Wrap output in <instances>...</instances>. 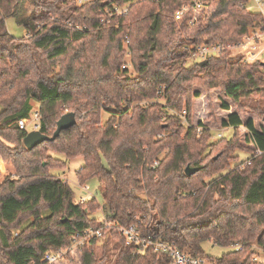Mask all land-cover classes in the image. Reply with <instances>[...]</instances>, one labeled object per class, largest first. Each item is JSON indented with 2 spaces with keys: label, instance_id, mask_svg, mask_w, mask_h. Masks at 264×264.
<instances>
[{
  "label": "trees",
  "instance_id": "obj_1",
  "mask_svg": "<svg viewBox=\"0 0 264 264\" xmlns=\"http://www.w3.org/2000/svg\"><path fill=\"white\" fill-rule=\"evenodd\" d=\"M83 1L0 0V264H40L46 251L61 249L72 260L84 231L106 223L120 244L114 264L171 261L166 252L128 243L120 228L132 224L214 264H259L253 259L264 255V129L232 111L222 126L234 128L233 136L214 141L204 121L194 122V99L219 90L241 111L248 108L243 98L264 97V61L230 55L263 26L261 13L250 0H206L214 11L190 28L175 17L185 0ZM10 17L24 36L8 31ZM204 44L222 49L198 57ZM33 101L45 134L67 112L77 122L29 149L18 122ZM222 106L231 109L226 100ZM252 109L264 118L259 105ZM242 125L254 147L247 160ZM53 151L84 159L78 179L100 178L103 205L94 197L75 200L69 182L50 173L67 166ZM187 166L199 170L188 175ZM101 209L105 217L93 216ZM100 239L78 248L81 264H98ZM208 240L230 250L209 255Z\"/></svg>",
  "mask_w": 264,
  "mask_h": 264
},
{
  "label": "rangeland",
  "instance_id": "obj_2",
  "mask_svg": "<svg viewBox=\"0 0 264 264\" xmlns=\"http://www.w3.org/2000/svg\"><path fill=\"white\" fill-rule=\"evenodd\" d=\"M75 1L77 2V5H80L81 3L84 2L83 0H75ZM6 24L8 31L14 36L21 37L26 34V30L22 26H19L13 17L8 18L6 20ZM261 43L262 44H259L257 46L255 52L256 53L259 52L258 59L264 61V41L262 40ZM243 50H244L243 47L242 48L239 47L238 49L231 48L230 55L236 57L240 56L238 52ZM126 59L129 60L130 59L129 56H127ZM250 60L255 61L252 59ZM129 73L136 75L135 69L132 68L131 66ZM224 100L228 101L231 104L230 110H225L223 108L222 103L224 102ZM241 102L242 105L244 106L247 105L248 108H246V110L240 111V109L235 105H232L233 103H231L228 99H226L223 93L219 90H214L212 92L203 91L201 97L194 99V109L195 111L197 110L194 114V122L197 123V121L199 120L204 121V123L211 129L213 134L212 140L214 141H217L218 139H220V137L231 138L233 136L234 128L222 126V120L225 117H227L228 114L232 111L239 112L240 116L244 121H246L249 118H253L256 127L264 129V118L257 116L252 109V107H255L257 105H259L260 108L264 109V97H256L252 100L246 97L243 98ZM32 105H33L32 111L27 117L29 118V122L34 118L35 116L34 113L36 111L38 112V107H39L38 103L34 101L32 102ZM109 116H110V112L104 110L102 113L103 121L107 120ZM40 123H41V118H40ZM32 130H33L32 125H29L27 131L29 132ZM239 134H240L239 136L240 142L245 146L247 145L246 146L247 149L240 152L241 158L247 160L249 157L253 155L252 149L254 147L253 145H251L246 141L247 129L245 128L244 125L240 127ZM52 155L54 157L67 161V166L65 168L50 167V173L55 176L61 177L62 179L69 182L70 186L72 187L75 193V200L77 202H80V200L83 197L87 199L94 197L100 205L104 204L105 198L103 196V191L101 188V181L98 176H92L87 180H85V182L82 184L78 179L77 172L84 164V159L82 157L68 158L64 154L55 151L52 152ZM100 215L105 217V213H103L102 209L93 214V216H100ZM13 232L19 233L20 230H13ZM119 246L120 244H118L117 240L112 236L109 237V234L102 236L99 241V244L95 247V253L99 260L98 264H114V260L120 248ZM71 248L76 252V253L73 252L70 253L71 258L73 259L69 260L67 258L65 259L61 258L57 264H81V257H80L81 255L79 252H77L78 248L80 247L76 248L73 245ZM203 248L207 254L215 257H219L226 251L230 250V247L220 246L214 244L209 240L203 243Z\"/></svg>",
  "mask_w": 264,
  "mask_h": 264
},
{
  "label": "built area",
  "instance_id": "obj_3",
  "mask_svg": "<svg viewBox=\"0 0 264 264\" xmlns=\"http://www.w3.org/2000/svg\"><path fill=\"white\" fill-rule=\"evenodd\" d=\"M186 3L176 12V19H186L189 27L198 26L200 23L207 20V18L214 11V6L205 2L206 0H185ZM249 7L253 10H256L261 13L263 18V26L252 29L241 42L231 46L233 49H238L243 47V51H239L238 54L241 57H244L246 60L251 61L259 58V52H255L257 46L262 44L264 41V0H250ZM123 9H120L119 12L122 13ZM261 41V42H260ZM259 42V43H258ZM252 48V49H250ZM222 47L219 44L212 45H200L195 54L198 57L205 58L208 55L218 54L221 51ZM251 50V52H250ZM249 55V56H248ZM253 57V58H252ZM125 67V65H124ZM34 118L29 122V118H22L19 120V126L25 130L28 129L29 125H32L33 130H39L40 123V114L39 112L34 113ZM260 153L261 150H258ZM158 160L155 161V165H158ZM87 198H82L80 202L87 201ZM108 224L106 223L103 227L99 228H90L84 231L81 235L79 241H76L73 245L74 247H80L83 244L89 243L90 239L93 237H102L105 236L108 232L105 229ZM120 233L125 237L128 243H135L142 246L143 248H154L157 251H163L170 255L171 261L169 264H214L203 257H193L186 252L182 251L174 243L155 238L152 235L144 234L143 231L138 227L137 224H132L129 226H124L120 228ZM236 249L242 248L241 245H233ZM72 249V248H71ZM68 252L66 249H61L57 251L48 250L44 253L41 258L40 264H57L61 258ZM259 264H264V255H256L253 259Z\"/></svg>",
  "mask_w": 264,
  "mask_h": 264
},
{
  "label": "water",
  "instance_id": "obj_4",
  "mask_svg": "<svg viewBox=\"0 0 264 264\" xmlns=\"http://www.w3.org/2000/svg\"><path fill=\"white\" fill-rule=\"evenodd\" d=\"M205 62L206 59H204L201 62V64H204ZM76 122H77L76 114L74 112H67L63 114L57 121L56 129L52 135L45 134L41 130H32L27 133L23 141L29 149H32L34 146L44 141L54 140L61 133L62 130L71 127ZM197 170H199L198 167H192V166L186 167V173L188 175H192Z\"/></svg>",
  "mask_w": 264,
  "mask_h": 264
}]
</instances>
